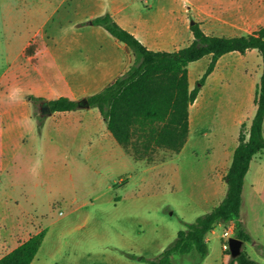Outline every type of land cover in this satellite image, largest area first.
I'll return each instance as SVG.
<instances>
[{
	"label": "rangeland",
	"instance_id": "374dc122",
	"mask_svg": "<svg viewBox=\"0 0 264 264\" xmlns=\"http://www.w3.org/2000/svg\"><path fill=\"white\" fill-rule=\"evenodd\" d=\"M174 9L185 29L175 48L193 40V21L201 22L206 32L220 35L247 34L264 25V0H69L62 7L61 0H0V26L11 43L14 35L3 27L10 18L20 29L26 23L39 26L51 16L47 28L61 44L75 31L73 23L94 15L118 10L123 27L137 26L148 32L151 24H163ZM61 19L66 20L63 27ZM93 27L98 30L91 34ZM81 29L95 37L97 45L67 54L63 68L41 56L33 61L25 56L23 49L29 39L23 32L16 33L14 47L0 41V108H17L11 118H5L13 128L12 143L2 157L8 169L0 172V257L32 233L45 230L31 264H150L187 222L210 212L225 196L228 185L215 166L232 131L224 129L227 118L222 121L221 116L236 111L263 62H256L255 67L242 62L232 69L235 74L229 76V82L223 80L221 89L210 84L216 91H209L207 121L201 119L193 128L192 140L180 158L166 161L175 152L156 148L137 159L107 134L96 107L81 105L48 113L42 111L44 103L35 107L30 100L36 90L47 87L51 96L65 92L72 96L73 92L83 101L85 95L114 80L115 71L106 72L109 55L124 68L134 60L133 52L122 48L125 44L104 27L83 23ZM48 34L42 32L41 36ZM117 43L122 45L120 49ZM247 56L262 60L258 50ZM209 62L210 57H205L190 64L191 88ZM13 86L23 89L19 102L7 98L6 91ZM209 95L205 90L199 97L200 108ZM23 113L28 117L21 116ZM33 167L38 173L35 176ZM243 196L241 217L252 236L251 241H244L243 249L264 264V166H252ZM229 227V222L220 223L209 232L207 255L178 253L171 264H229L231 251L223 247V233Z\"/></svg>",
	"mask_w": 264,
	"mask_h": 264
},
{
	"label": "trees",
	"instance_id": "16d2710c",
	"mask_svg": "<svg viewBox=\"0 0 264 264\" xmlns=\"http://www.w3.org/2000/svg\"><path fill=\"white\" fill-rule=\"evenodd\" d=\"M103 26L134 54L128 69L100 91L87 96L90 107H97L107 122L108 129L119 144L137 159H143L156 148L180 152L190 133L189 108L198 97L201 87L215 69L221 56L238 51L242 54L257 49L263 59V72L257 86V111L250 127L241 126L239 144L225 180L228 188L224 199L210 212L187 222L177 238L150 264H171L175 254L209 253L208 234L220 223L235 221L234 235L243 241L252 236L241 221L243 191L247 172L253 158L264 152V26L242 35L208 33L201 22H191L193 40L175 50H156L145 45L133 32L123 27L110 13L90 20ZM37 44L26 48L33 55ZM207 55L211 60L194 88L190 87L189 65ZM35 107L48 103L52 112L70 111L82 102L69 96L45 99L30 95ZM46 231L32 234L11 251L0 257V264H31L45 239ZM229 264H259L243 249Z\"/></svg>",
	"mask_w": 264,
	"mask_h": 264
},
{
	"label": "crops",
	"instance_id": "0c3cea01",
	"mask_svg": "<svg viewBox=\"0 0 264 264\" xmlns=\"http://www.w3.org/2000/svg\"><path fill=\"white\" fill-rule=\"evenodd\" d=\"M68 1L69 0H61V7L65 4V2H68ZM110 13L121 24V22L119 20L120 12L118 10H114V11H111ZM10 16H12V13H10L9 15H6L7 18L8 17L10 18ZM97 16H99V15H97ZM179 16L180 15L178 13H176V11L174 9L173 12L168 17L165 18L163 24H161V25L160 24L158 25V23L151 24V27L149 28L148 32L140 31L137 26H134L135 28H128V30L133 32L149 48L156 49V50H175V49L180 48V47L175 48V45H177V43H180L182 41V39H183L182 34L185 30L183 27H181L180 22H182V21L180 20ZM50 17L51 16H47V18L39 26H32L31 27V24L26 23L24 26L20 27V29L18 28L17 25L16 26L14 25V23L12 22V19L10 18L9 22H7L3 26L6 31L5 30H3V31L13 33L14 41L10 43L9 40L7 39V37L6 36L4 37V35L1 31V26H0V41L2 40L4 43L9 44V45H7L9 47H11V46L14 47L16 42H17V39H18V36L16 33H18V31L23 32V34L26 35V37H28V39H29L28 43L25 45V47L23 49V54L25 56L31 57L32 61L36 60L39 56H41L42 60H46L47 62L50 60H53V62L58 63V65L61 68H63L62 65L66 61L65 59H66L67 54H71L74 51L84 52L87 50H91L92 47L97 45L96 44V38L94 37V39H93L90 35L86 34L85 32H82V29H81V26L83 25V23L91 24L90 20L93 19L94 17H96L95 15L88 18V20H86L87 22L84 20V21H80L77 23H73L72 26H76V27H74V28H76L75 31L72 33L71 37H69V40H66L61 44H60V41H58V39L55 38V36L53 34L54 32L51 31V29L49 31V29L47 28V25H48L47 23H49ZM65 23H66V20L61 19V26L62 27ZM96 26H100V25H96ZM124 27H126V26H124ZM96 28L97 27H93L91 34H92V32L96 33L95 30H98ZM190 31H191V29H190ZM42 32H48L49 34L46 36L45 35L41 36ZM102 33H103V31H102ZM218 35H220V34H218ZM105 36H106V39H108L107 35H105ZM191 36L194 38L193 35H191ZM230 36H233V35H230ZM37 37H40L39 38L40 43L35 42V39ZM31 43H36L37 48H36V51L33 55H27L26 54V48ZM60 45H61V48H59ZM116 45H117L118 49H120L122 46L118 43ZM122 48H126L127 51L129 53H131L130 48L128 49V47L126 45H125V47L123 46ZM256 50L257 49H251V50H248L244 54H242L238 51H233V52L226 53L219 58L215 69L209 75L205 84L203 85V89L200 91L196 100L190 105V108H189L190 133H189V137H188V140H187L185 146L182 148V150L180 152H175V155L173 157L168 158L166 161H170V159H172L176 156H177V158L178 157L180 158L183 155L184 149L190 144V142L192 140L191 134H192L193 128L197 126V124L199 123V120L202 119L203 122L207 121L208 111L210 108L209 104L211 103V102L209 103V98L212 97V94L209 93L210 95L208 96V99L207 100L204 99L205 103L203 102L201 108H200L199 103H197L199 100V97L207 89L210 92L213 90L216 91V87L217 88L219 87L221 89V87L223 85H225L223 83V80H228V82H229L230 81L229 76L235 74V71H232V69H238L239 68L238 66L243 64L242 62L247 61L248 63L251 64L252 67L253 66L255 67L256 62L257 63H259L260 61L263 62V59L261 60L259 58H255V57L253 58L252 56L251 57L247 56L250 53L256 52ZM258 53H259V51H258ZM260 56H261V54H260ZM60 57H61V62L59 61ZM205 57H210V60H211V55H207ZM205 57H203V58H205ZM261 58H262V56H261ZM112 59H113V56L109 55V61H107V62H110V64L107 67L106 72L108 74L110 71L111 72L115 71L114 73H112V75H114V77H115L114 78V80H115L116 77H118L119 75H121L122 73H124L128 69V67L132 63L133 59L131 58L130 63H128L127 66H125V68L123 66H120V63L118 60H116L114 58L112 61ZM231 59H233V61L229 62ZM113 64H115V65H113ZM110 65H112V67ZM41 70H42V68H41ZM262 72H263V69L253 79H250V81L248 82L249 87H248L247 91H245V94H244L245 98L241 103H239V105H237L236 111L233 114H230V113L228 115L222 114V116H221L222 121H224L225 117L227 118L224 129H230L232 131V137L230 139H228V141H226L223 144L224 147H223L221 153L219 154L218 163L215 166V168L217 170H219V172H218L219 177H221L223 180H225V175L227 174L229 167L231 165L233 155H234V151L239 144V134H240L241 126L243 123H246L247 127L249 128L251 121L256 114L257 105L255 104V96H256L257 86H258V83L260 81ZM44 77L46 78L45 74L43 75V78ZM190 80H191V77H190V67H189V81ZM0 81H1V77H0ZM112 81H113V79L110 82H112ZM109 83H107V84H109ZM212 83H214V84L216 83L217 84L216 87L210 88V84H212ZM105 86H103V88ZM190 87H191V81H190ZM215 91L212 92L213 95H214ZM35 92L37 94L35 96L43 97L45 99L57 98V97L63 95L62 93H59L58 96H56V97L51 96L49 94L47 87H41L40 89L36 90ZM6 93L8 94L7 91H6ZM64 95L69 96L73 99L80 100L78 98V96H80V95L74 94L73 92L71 93L72 96L68 95L67 92H65ZM85 96H89V95L87 94ZM0 97H1V95H0ZM22 107H24V106H22ZM15 110H17V108L13 107V106H11L5 110L0 108V118H3L0 122V150H1L0 151V172L8 169V166L2 160V157L6 155L5 151L7 150L8 145H10L12 143V138H11L12 132L11 131H12L13 125H11V124L8 125L6 123L5 118L6 117L11 118L12 117L11 114ZM27 110H28V112H30L29 107H27ZM195 111H200L201 114L200 115L198 114V116L195 117L194 116ZM52 113H55V112H52ZM21 116H23V117L27 116L28 117V114L23 113V114H21ZM100 116L103 118V120L105 121L106 126H107V122L101 113H100ZM40 127H43V125H41ZM218 128H219V130L222 129V128H220V123H219ZM106 132L108 135L113 136V134L108 129V126L106 128ZM205 133H209V132H205ZM262 155H264V152L257 154L253 158V160L251 161V164H250L249 171L247 172V175L249 174L252 166L255 165L256 163L261 165L262 167L264 166V157ZM166 161H164V162H166ZM247 175L245 177V182H246ZM244 190H245V183H244ZM243 195H244V191H243ZM225 196H226V194H225ZM224 197H223V199H224ZM243 202H244V196H243ZM240 219L244 224V219L242 217ZM213 231H214V229H213ZM34 233H37V232H34ZM34 233H32V234H34ZM208 240H209V238H208Z\"/></svg>",
	"mask_w": 264,
	"mask_h": 264
},
{
	"label": "water",
	"instance_id": "95a60500",
	"mask_svg": "<svg viewBox=\"0 0 264 264\" xmlns=\"http://www.w3.org/2000/svg\"><path fill=\"white\" fill-rule=\"evenodd\" d=\"M81 102H82V105L89 107V102L87 98L83 99V101ZM42 111L52 113V110L50 109V106L47 102L43 105ZM229 242H230V251H231L232 257L239 256L243 250L244 241L236 236H231L229 238Z\"/></svg>",
	"mask_w": 264,
	"mask_h": 264
},
{
	"label": "clouds",
	"instance_id": "9594fccd",
	"mask_svg": "<svg viewBox=\"0 0 264 264\" xmlns=\"http://www.w3.org/2000/svg\"><path fill=\"white\" fill-rule=\"evenodd\" d=\"M7 98L11 102L21 101L23 99V89L18 86H13L12 88L9 89ZM31 171L34 176L38 174L35 167H33Z\"/></svg>",
	"mask_w": 264,
	"mask_h": 264
},
{
	"label": "built area",
	"instance_id": "2783aa9c",
	"mask_svg": "<svg viewBox=\"0 0 264 264\" xmlns=\"http://www.w3.org/2000/svg\"><path fill=\"white\" fill-rule=\"evenodd\" d=\"M148 1V0H145ZM230 227L228 229H226L223 233V237L225 238V240L223 241V247L226 250H230V242H229V238L233 235L234 230H235V223L234 221H230Z\"/></svg>",
	"mask_w": 264,
	"mask_h": 264
},
{
	"label": "bare ground",
	"instance_id": "6f19581e",
	"mask_svg": "<svg viewBox=\"0 0 264 264\" xmlns=\"http://www.w3.org/2000/svg\"><path fill=\"white\" fill-rule=\"evenodd\" d=\"M206 92H208V94L210 93V92H209V91H207V90H206ZM200 111H201V110H200ZM200 111H195V112H194V116H195V117H197V116H198V114L200 115V114H201V112H200Z\"/></svg>",
	"mask_w": 264,
	"mask_h": 264
}]
</instances>
